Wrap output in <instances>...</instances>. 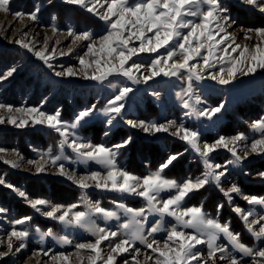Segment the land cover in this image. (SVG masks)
<instances>
[{"label":"rangeland","instance_id":"obj_1","mask_svg":"<svg viewBox=\"0 0 264 264\" xmlns=\"http://www.w3.org/2000/svg\"><path fill=\"white\" fill-rule=\"evenodd\" d=\"M135 2L137 0H129L130 4ZM100 3L103 4L104 0H100ZM220 3L233 21L229 31L236 35L235 43L247 45L249 49H254L257 44L264 48V39L257 37L255 33H249L251 38L246 40L244 32L241 31L264 27V14L243 5L240 0H220ZM9 7V12L0 11V74L12 68L16 71L11 77L0 81V103L10 104L14 108L37 107L48 114L59 111L61 120L69 125L67 142L62 147L61 141L65 139L64 137L47 125L32 124L27 115L14 113L19 118L29 119L25 127H16L8 123L0 124V148L6 150L0 153V157L15 160L16 153L22 157L18 161L17 168L0 160V177H4L6 183H11L25 191L30 198L46 199L51 204L62 205L65 208L75 204L77 207L74 211H87L88 202H99L105 209L116 211L117 217L106 219L102 216H93L95 224L110 231H118L120 225L129 220V216L117 208L116 203L113 202L138 209L146 208L147 201L138 195L97 188L95 181L91 179L86 181L89 184L88 188H81L67 176L59 175V164H63L65 171L74 174L76 179L87 177L93 171L100 172L102 177L107 174L108 169L104 165L95 161L84 162L67 146L73 139L77 142L103 144L113 148L114 145L131 138V142L125 147L114 149L115 162L117 168L141 178L156 171L169 155L179 154L178 158L164 170L163 175L168 179L183 182L187 178L195 179L201 176L205 171V165L202 158L186 142L171 134L175 128L169 133L146 134L140 129L130 127L126 123L127 120L157 123L174 120L177 124L183 123L188 128L199 131L201 144L212 143L221 135L230 137L237 133H244L248 139L240 143L238 151L243 149L245 144L250 145L251 140L260 138L262 133L253 131L250 125L253 121L264 117V69L258 68L255 73L249 75L238 74L229 84H220L209 76L210 72L218 73L222 66L213 61L214 67L202 74L203 79H193L192 89L202 99V103L198 105L200 109L220 105H223V108L211 119L197 117L188 114L190 109L183 106L184 101L190 99L185 95V90L188 88L186 70H181V73L176 76L161 74L147 83L142 80L134 83L119 73H113L103 81L85 79L83 72L87 71L91 75L95 65L84 69L79 64V57L85 56L88 43L97 41L107 30L105 22L86 8L66 3L65 0H10ZM36 9H39L37 19L35 21L27 19L26 14ZM17 11L25 15L17 18L15 16ZM189 19L195 18L189 17ZM53 26L56 27V32H53ZM70 27L76 33L89 31L92 34L91 40L74 44L73 38L68 35ZM181 31L187 34L188 30L181 29ZM24 33L27 35L25 36ZM46 38L47 52L54 56L49 61L53 65L52 68L34 54L35 51L45 49ZM16 39L28 42L33 51L16 44L14 42ZM130 44L138 47L139 41H131ZM69 47L73 49L71 53L68 52ZM53 48L55 52H52ZM98 48L97 44V50ZM201 51L202 54H207L206 48ZM61 52L66 54L60 55ZM238 54V52L232 53L233 56ZM156 55V53H141L134 56L126 67L132 63L142 64L144 67L134 75L138 77L141 73L146 75L148 74L147 66ZM159 55L162 57L166 55V50L160 49ZM180 58V56L175 57V59ZM85 59L88 61L99 59L103 66L110 58L105 53L98 52L96 56L91 54L85 56ZM202 62V56L194 57L190 61L198 65ZM223 66L225 67L224 75L227 78V62ZM69 67L73 68L77 75H55V72L64 71ZM124 86L131 87L133 92L124 101L125 108L122 116L109 125L102 110L108 100L118 93L120 87ZM157 93L159 95H156ZM93 107L92 116L77 125L75 129L70 127L74 117L80 111ZM0 114L7 115L4 110H0ZM13 149L16 151L13 152ZM240 154L243 155V152L240 151ZM51 156H60L61 159L56 164H52ZM232 159L231 153L226 149H219L211 155L212 163L228 168V172L221 180V186L227 189L236 184L241 189L239 194H232L231 202L214 183H209L204 188L190 193L183 201V207L202 206L203 211L210 217L218 219L221 223H228L234 233H239L242 243L259 249L264 247V241L252 236L233 209L239 207L245 211L251 210L254 218L264 216V205H249L243 198L250 195L264 197V178L258 176L259 172L264 171V154H250L239 166L227 163ZM30 160L44 163L45 171L37 173L36 165L28 163ZM98 179L101 183L104 182L102 178ZM171 192L174 190L162 192L160 198H167ZM0 207L7 209L5 214L0 215V239L5 240V245H0V251L7 250L6 238L12 228L11 221L24 216L31 217L30 221L16 226L18 229H27L30 233L26 240V248L20 253L0 258V264H26V262L27 264H64L62 260L51 259L60 252L69 256L68 264H88L86 257L92 254L90 250L81 252V256L84 257L81 262L76 257L75 247L79 243L94 242L95 237L87 228L64 226L52 218L45 217L42 212L50 210L49 207L44 206L41 212H36L24 198L5 185H0ZM145 215L148 217L145 229L160 219L153 213L146 212ZM175 223L174 218L166 216L162 222L161 231L148 236L145 230L144 235L148 237V243L156 240L162 247L168 230ZM37 228L40 232L36 231ZM49 229L52 230L53 235L42 237L41 233ZM184 230L193 231L192 229ZM61 237H67L71 243H63ZM122 238L125 237L102 242L101 247L105 255L110 243L118 242ZM217 243L227 245L229 254L241 255L223 236ZM172 246L176 245L172 244ZM134 247L141 249L138 256L141 264H144L145 254L154 257L158 255L152 253L151 249L146 248L139 241L134 242ZM197 247L207 259V245ZM40 249L44 251L51 249V252L48 256L42 254L33 256V253ZM132 255H136L132 250L123 254L118 258L120 264H124L125 259L131 262ZM147 264H154V261H148ZM218 264H228V261H218ZM244 264H253L252 259L244 257Z\"/></svg>","mask_w":264,"mask_h":264},{"label":"snow or ice","instance_id":"obj_2","mask_svg":"<svg viewBox=\"0 0 264 264\" xmlns=\"http://www.w3.org/2000/svg\"><path fill=\"white\" fill-rule=\"evenodd\" d=\"M66 3L78 5L86 8L89 12L94 13L100 20L107 25L104 35L100 36L97 41L87 44V52L85 56L91 54L96 56L98 52L105 53L110 59L103 66L99 59L88 61L85 56L79 57V64L88 69L95 65L91 75L87 71L83 72L85 79L103 81L113 73H119L134 83L141 80L147 83L149 80L161 74L165 76H176L181 70H186L188 88L185 95L190 99L185 100L183 106L190 109L191 115L197 117H207L211 119L221 111L223 105L211 108L200 109L198 105L202 103V99L195 94L192 89V81L203 79V73L214 67L213 61L221 64L218 73H209L212 80L218 81L220 84H229L236 78L238 74L249 75L255 73L257 69H264V48L259 44L254 49H249L247 45L235 43L236 35L229 29L233 21L228 15L227 10L221 6L220 0H137L134 4H130L129 0H104L101 4L100 0H65ZM240 3L252 7L254 10L264 14V0H240ZM10 0H0V11H10ZM39 9L27 13V19L35 21L38 17ZM24 13L17 11L15 16L21 18ZM195 18V19H189ZM198 21V22H197ZM135 29V30H133ZM181 29H187V34L182 33ZM57 29L53 26V32ZM245 39H250L249 33H255L259 38L264 39V27L242 29ZM152 33V35H148ZM26 36L27 33H24ZM68 35L73 38V43L91 40L92 34L89 31L76 33L70 27ZM182 37V38H181ZM181 38V39H177ZM131 41H139V45L131 46ZM16 44L29 51H33L30 44L23 39H16ZM195 42V47H193ZM231 42V43H230ZM97 44L99 48L97 50ZM234 45V46H233ZM207 49V54H202V49ZM165 49L166 55H159V50ZM230 49V50H229ZM222 50V51H221ZM73 51L69 47L68 52ZM55 52V49H52ZM239 53L233 56L232 53ZM141 53H156L154 59L147 66L148 74L138 77L134 73L140 72L144 67L142 64L132 63L126 65L134 56ZM35 56L42 60L49 68L53 65L49 62L54 58L52 53L47 52V38L45 40V49L34 52ZM66 53L61 52L60 55ZM180 56V59L175 57ZM202 56V64L190 63L194 57ZM171 61V63H170ZM227 62V78H225V67ZM163 65V66H162ZM15 68H12L3 74H0V81L11 77ZM56 76H75L77 72L69 67L64 71L55 72ZM133 92L131 87H120L118 93L108 100L107 105L102 110L107 117V123L111 125L118 117L122 116L125 108L124 101ZM156 95H159L158 93ZM194 97V100L192 98ZM0 110H4L7 115L0 114V124L8 123L16 127H25L29 123L47 125L54 129L60 136L65 139L61 141V146L67 142L69 135V125L62 121L60 112L48 114L41 111L37 107L31 108H14L10 104L0 103ZM93 108H87L80 111L70 125L75 129L77 125L92 116ZM18 113L27 115L29 119L19 118L14 115ZM126 123L135 129H140L146 134L169 133L186 142L193 151H195L203 160L205 171L201 176L187 178L183 182H177L168 179L163 175L173 161L178 158L179 154L169 155L167 160L161 163L158 169L142 178L136 177L129 172L119 169L116 166L114 149L125 147L131 142V138L123 140L116 144L113 148L106 147L103 144H91L77 142L73 139L67 146L71 148L79 158L84 162L95 161L104 165L108 171L106 176L100 172L93 171L87 177L76 179L74 174L65 171L63 164H59L58 174L67 176L81 188H88V179L95 181V186L100 189L119 191L143 197L147 201L146 208H132L123 203H116L117 208L123 210L129 216V220L120 225V230L110 231L105 227L95 224L93 216H102L106 219L117 217V212L105 209L99 202L87 203V211H74L77 205L73 204L68 207L62 205L51 204L50 201L42 198L32 199L25 191L16 188L11 183H6L4 177H0V185H5L9 189L17 192L24 198L28 205L36 212H41L42 207L50 208L43 211L45 217L52 218L64 226H79L87 228L95 237L94 242L76 244V257L81 262L84 257L81 256L83 250H90L92 254L86 257L88 264H120L119 259L123 254L134 251L136 255L131 256V262L124 260V264H141L138 259L141 253L140 248L134 247V242L139 241L146 248L151 249L152 253H156L155 257L145 254L144 264L148 261H154V264H218L219 262L228 261V264H244V257H250L253 264H264V247L254 249L242 243L239 233H234L228 223H221L218 219L210 217L203 211L201 207H183V201L192 192L204 188L209 183H214L229 202L232 200V194L241 192V189L233 184L225 189L221 186V180L228 172V168L221 164L211 162V155L219 149H226L231 153L233 159L227 163L239 166L245 161L250 154H264V117L252 122L250 125L253 131H260V138L251 140L250 145L245 144L243 149H239L240 143L248 138L244 133H237L233 136H219L212 143H200V132L188 128L183 123L177 124L174 120L166 123H157L154 121H133L127 120ZM6 150L0 148V153ZM16 150L13 149V152ZM243 152V155L240 154ZM47 155V153H46ZM17 159H4V163L11 165L13 168L19 167L18 161L22 159L19 153H16ZM60 156H51L52 164H56L60 160ZM30 165H36V172L45 171L44 163L36 161H28ZM223 169V170H220ZM258 176L264 178V171L258 173ZM103 179V183L100 179ZM110 182V183H109ZM174 190L167 198L161 199L162 192ZM249 205H264V197L255 195L243 197ZM221 207V206H218ZM233 211L240 216L247 230L257 240L264 241V216L254 218L253 211H245L236 207ZM7 212V209L0 207V215ZM153 213L160 217L149 228L145 229L148 217L145 213ZM172 217L176 223L168 230L167 238L161 247L159 242L152 240L148 243V237L144 235L145 230L148 236L161 231V225L165 217ZM30 216H24L11 221L12 228L7 233L6 251H0V258L8 257L16 253H20L26 248V240L30 235L27 229H18L16 226L23 225L30 221ZM184 229H192L193 231H185ZM258 229V230H257ZM40 232V229H36ZM52 230L49 229L41 236H52ZM125 237L119 239L118 242L110 243L109 250L105 255L104 249L101 247L104 241H113L114 238ZM223 236L224 239L241 255H232L228 253L227 245L218 244V240ZM63 243H71L67 237L60 238ZM171 242V243H170ZM172 244L176 246L173 247ZM0 245H5V240L0 239ZM18 245V246H17ZM199 245H207V259L198 250ZM51 249L44 251L43 249L33 253V256L40 254L48 256ZM53 261L62 260L64 264H68L69 256L63 252L52 256ZM27 264V262H26Z\"/></svg>","mask_w":264,"mask_h":264},{"label":"trees","instance_id":"obj_3","mask_svg":"<svg viewBox=\"0 0 264 264\" xmlns=\"http://www.w3.org/2000/svg\"><path fill=\"white\" fill-rule=\"evenodd\" d=\"M95 139V138H94Z\"/></svg>","mask_w":264,"mask_h":264}]
</instances>
